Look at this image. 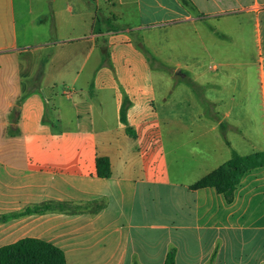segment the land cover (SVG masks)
<instances>
[{
  "label": "crops",
  "instance_id": "1",
  "mask_svg": "<svg viewBox=\"0 0 264 264\" xmlns=\"http://www.w3.org/2000/svg\"><path fill=\"white\" fill-rule=\"evenodd\" d=\"M49 1L63 30L36 41L20 36L16 0H0V249L36 240L66 264H165L173 249L175 264H264V165L231 200L192 189L233 152L264 153V71L262 101L240 100L243 89L225 97L213 79L204 101L201 75L176 68L192 85L167 76L160 113L150 59L131 38L161 28L165 47L190 29L215 60L229 37L253 36L254 19L264 55V0ZM108 19L124 25L115 32ZM96 202V213L22 214Z\"/></svg>",
  "mask_w": 264,
  "mask_h": 264
},
{
  "label": "rangeland",
  "instance_id": "2",
  "mask_svg": "<svg viewBox=\"0 0 264 264\" xmlns=\"http://www.w3.org/2000/svg\"><path fill=\"white\" fill-rule=\"evenodd\" d=\"M19 1L16 0V16L20 36L25 35L27 38L36 41H46L48 37L57 40L59 37L57 32L59 34L63 29L59 28L61 25L60 14H57L58 17L55 15L57 18L55 19L51 11L50 1L43 0L38 5L36 0H24L26 2L24 10V3ZM251 20L252 26L249 30L253 36L251 38L247 36L245 41L238 37H229V45L224 50H219V56L215 60L209 56L210 45L204 48L200 42H196L194 32L190 29H185L182 34L178 32L176 35H171V45L169 46L167 43L165 47L164 30L161 28L142 29L131 34L133 41L145 51L141 50L150 59L154 85L158 91L157 105L160 113L161 98L164 86L169 84L167 80L169 75L172 77V86L180 84L186 87L192 85L188 82L190 78L195 79L194 73L198 72L201 75L200 79L198 78L199 83L203 85H197L199 86L197 95L201 96L204 101L206 98L209 99V82L211 79L220 85L218 91H221L225 97L231 94L237 95L238 91L243 89L246 93L249 92V98L246 93H242L241 96L238 94L240 100H243L245 95V100L251 102L263 100L260 78L262 71H264V55H259V44H257L258 41L254 36V19ZM101 24L103 25V22ZM114 25L115 28H121L124 23L118 20ZM239 31L241 30L239 29ZM102 45L106 47L104 42ZM44 53L47 54L48 51H44ZM181 68L184 70V74L190 78L182 79L179 74H176ZM235 91L237 92L232 93Z\"/></svg>",
  "mask_w": 264,
  "mask_h": 264
},
{
  "label": "trees",
  "instance_id": "3",
  "mask_svg": "<svg viewBox=\"0 0 264 264\" xmlns=\"http://www.w3.org/2000/svg\"><path fill=\"white\" fill-rule=\"evenodd\" d=\"M108 29L118 32L121 28H115L112 20H105ZM140 48V46H138ZM144 51L142 48H140ZM145 52V51H144ZM127 105L122 106L121 121L126 124ZM127 132L132 134L128 127ZM98 175L101 178H109L111 176L110 162L107 158H98L97 162ZM264 165V153H257L251 156L241 157L236 152L232 153L231 159L218 170L210 173L199 182H197L192 189L203 187H215L220 193L224 194L228 200L232 199L233 192L239 184L242 176L248 170L254 169ZM105 204L93 203L86 206L72 205V204H45L43 206H36L22 214L43 211H60V212H78L82 210H90L96 213L101 210ZM5 219L1 217L0 221ZM176 251L171 250L166 259L165 264H175ZM0 264H66L63 253L40 241L27 240L16 245L0 249Z\"/></svg>",
  "mask_w": 264,
  "mask_h": 264
}]
</instances>
